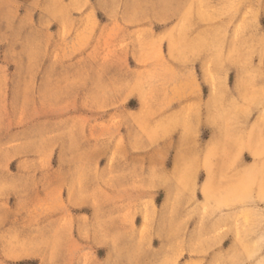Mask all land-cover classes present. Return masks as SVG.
Listing matches in <instances>:
<instances>
[{
    "label": "clouds",
    "instance_id": "obj_1",
    "mask_svg": "<svg viewBox=\"0 0 264 264\" xmlns=\"http://www.w3.org/2000/svg\"><path fill=\"white\" fill-rule=\"evenodd\" d=\"M41 2L34 0L37 7ZM113 3L118 13L120 0ZM49 4L54 18L66 15L63 0ZM261 12L264 0H187L170 29L145 34L148 49L133 54L136 68L125 64L122 76L112 81L97 78L79 97L82 106L99 114L91 122L61 121L62 128L35 139L0 145V172L15 159L19 175L14 183L0 179V200L9 191L27 196L41 172L57 194L67 192L69 207L93 210L90 220L81 216L80 222L88 225L89 242L111 247L110 264H264ZM233 70L236 80L229 87ZM89 80L81 74L56 83L51 98L73 103V90ZM205 84L210 92L202 96ZM129 100L136 104L129 107ZM86 123L95 129L90 137ZM58 149V166L52 168ZM246 152L254 156L252 166L243 161ZM26 211L33 218L24 227L33 235L21 238L18 229L0 235V241L11 255L46 251V264H56L70 223L62 221L45 237L38 217ZM87 255L80 249L76 264H92Z\"/></svg>",
    "mask_w": 264,
    "mask_h": 264
},
{
    "label": "rangeland",
    "instance_id": "obj_2",
    "mask_svg": "<svg viewBox=\"0 0 264 264\" xmlns=\"http://www.w3.org/2000/svg\"><path fill=\"white\" fill-rule=\"evenodd\" d=\"M83 10H76L84 3ZM218 0H213L217 3ZM187 0H120L119 12H115L113 0H63L66 15L53 16L49 0H42L39 7L34 0H4L0 4V145L15 139H35L43 131L56 130L64 125L58 122H91L99 115L82 106L79 97L91 89V82L97 78L112 81L122 76L124 65L136 68L134 53L148 49V37L160 35L170 29L184 11ZM163 21V22H160ZM259 27L264 29V12L258 17ZM199 27H204L200 25ZM127 50V51H125ZM162 51L168 52L165 42ZM258 62V61H257ZM199 68V66H197ZM81 74L90 78L87 87L73 90L77 97L73 103L61 98H51L53 85L66 79H77ZM229 87L236 80V70L229 74ZM210 85H202L200 94L208 95ZM136 104L129 100L128 106ZM127 129H121L126 133ZM94 128L85 124L89 137ZM85 147L87 145H84ZM58 154L50 159L52 168L58 166ZM138 158L130 156L132 161ZM243 161L252 166L253 155L244 153ZM17 160L6 162L7 172H0V179L14 183L18 178ZM105 161L100 160L103 167ZM9 173L15 175H9ZM201 180L204 174H201ZM203 199L202 194H197ZM0 235L20 231L21 238H30L32 229L24 227L32 222L31 209L38 217L42 236H51L62 221L70 223L66 243L56 253V264H76L79 256L69 252L87 249L86 258L92 264H110L113 252L110 246H97L88 240V225L80 222L81 216L92 218L93 210L87 205L68 206L66 191L58 194L43 179V173H36V184L24 196L20 191H9L0 200ZM137 216L135 224L141 225ZM232 243L226 240L223 248ZM94 251H98L97 256ZM108 256V257H106ZM46 251L36 254L14 256L8 253L6 241H0V261L3 264H46ZM189 259L187 255L183 258ZM183 264V260L181 261Z\"/></svg>",
    "mask_w": 264,
    "mask_h": 264
},
{
    "label": "crops",
    "instance_id": "obj_3",
    "mask_svg": "<svg viewBox=\"0 0 264 264\" xmlns=\"http://www.w3.org/2000/svg\"><path fill=\"white\" fill-rule=\"evenodd\" d=\"M93 253H94L95 256H97L98 251H94ZM69 254H70L69 256H73V255L74 256H79V251L69 252ZM106 257H108V256H106ZM70 264H73V263L70 262Z\"/></svg>",
    "mask_w": 264,
    "mask_h": 264
}]
</instances>
